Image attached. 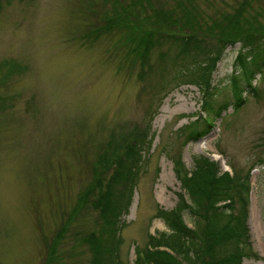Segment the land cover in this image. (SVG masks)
I'll use <instances>...</instances> for the list:
<instances>
[{"label":"rangeland","instance_id":"1","mask_svg":"<svg viewBox=\"0 0 264 264\" xmlns=\"http://www.w3.org/2000/svg\"><path fill=\"white\" fill-rule=\"evenodd\" d=\"M134 1L177 12L191 2L209 25L247 5L244 20L264 28V0H0V264H91L89 248L75 235L102 224L92 206L53 249L51 241L88 186L92 163L108 142L125 139L137 126L153 141L125 217V264H136L148 233L170 232L154 216L158 207L171 210L178 203L180 153L189 170L201 156L224 169L226 163L251 170V224L260 259L244 264H264V165L258 163L264 159V77L237 115L228 116L233 106L224 113L229 129L219 120L208 136L182 149L178 130L201 111L199 88L183 85L158 101L140 83V68L124 64L121 35L100 32ZM240 50L241 44L228 47L212 76L220 101L231 97ZM216 153H224V161ZM185 221L194 226L190 213Z\"/></svg>","mask_w":264,"mask_h":264},{"label":"trees","instance_id":"2","mask_svg":"<svg viewBox=\"0 0 264 264\" xmlns=\"http://www.w3.org/2000/svg\"><path fill=\"white\" fill-rule=\"evenodd\" d=\"M245 10L247 5L243 11L222 16L209 25L199 20V11L191 2L178 5L177 12L156 10L150 3L134 1L100 29L121 35L119 50L124 64L140 68V83L158 101L182 85L199 88L203 105L198 119L179 129L184 144L214 129L216 119L230 103H220L218 90L212 87V76L228 47L241 44L235 64L239 75L231 82L232 97L238 106L247 90L254 91L255 77L264 74V28L244 20ZM141 130L135 127L125 139L107 143L92 163L91 180L70 215L75 221L90 206L100 212L99 229L85 236L75 235L79 246L89 248L91 264H123L119 257L114 259L113 236L138 187L147 159L145 146L151 148L150 131ZM258 163L264 165V159ZM180 166L184 168L179 157L176 167L182 191L177 194L176 207L157 209V217L170 232L159 237L149 235L150 243L140 251L147 262L138 258L137 264H242L245 257L252 256L243 197V190L248 188L244 181L249 177L240 172L232 178L208 158H196L190 173L184 169L180 172ZM185 212L194 216L193 229L184 220ZM65 237L59 232L51 247Z\"/></svg>","mask_w":264,"mask_h":264},{"label":"bare ground","instance_id":"3","mask_svg":"<svg viewBox=\"0 0 264 264\" xmlns=\"http://www.w3.org/2000/svg\"><path fill=\"white\" fill-rule=\"evenodd\" d=\"M209 149H210V150H212V148H211V147H210ZM216 154H217V153H216ZM216 157H218V156H216Z\"/></svg>","mask_w":264,"mask_h":264}]
</instances>
